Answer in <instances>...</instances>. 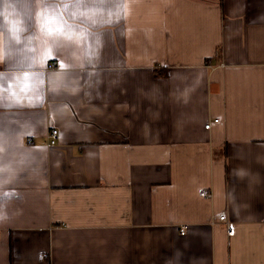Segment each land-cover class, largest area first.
<instances>
[{
    "label": "crops",
    "instance_id": "obj_1",
    "mask_svg": "<svg viewBox=\"0 0 264 264\" xmlns=\"http://www.w3.org/2000/svg\"><path fill=\"white\" fill-rule=\"evenodd\" d=\"M0 264H264V0H0Z\"/></svg>",
    "mask_w": 264,
    "mask_h": 264
},
{
    "label": "built area",
    "instance_id": "obj_2",
    "mask_svg": "<svg viewBox=\"0 0 264 264\" xmlns=\"http://www.w3.org/2000/svg\"><path fill=\"white\" fill-rule=\"evenodd\" d=\"M213 122L214 123L215 122H219V119L218 118H215L213 120ZM213 122H208L207 124H205V128L206 129H210ZM58 134H59V131L57 129H52V130L49 131V133H48V143H49V146H54V145L57 144ZM207 194H208L207 190L201 191V195L202 196H206ZM212 222L213 223L224 222V224H226L227 234L229 236L234 235V233H235V223H234V221H231L227 217V215L225 213H219L216 216H214L213 219H212ZM187 229H188L187 225H184L181 228V234L182 235L186 234Z\"/></svg>",
    "mask_w": 264,
    "mask_h": 264
}]
</instances>
